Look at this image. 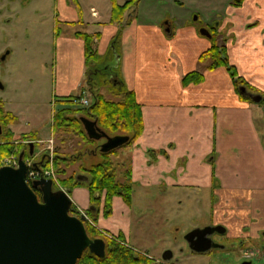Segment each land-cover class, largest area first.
I'll return each instance as SVG.
<instances>
[{
  "label": "crops",
  "instance_id": "0c3cea01",
  "mask_svg": "<svg viewBox=\"0 0 264 264\" xmlns=\"http://www.w3.org/2000/svg\"><path fill=\"white\" fill-rule=\"evenodd\" d=\"M126 1L117 0V3L122 5ZM103 6L106 10L99 9L93 2L87 4L86 0L75 3L57 0L62 27L57 22L54 67L60 96L77 95L88 82L85 42L76 33L93 35L95 49L104 55L121 29L123 33L116 44L120 60L118 77L135 92L141 104L144 129L130 145L115 153L131 167L132 202L114 196L111 212L106 214V194L96 207L87 185L71 190L72 201L80 209L93 211L92 220L97 228L118 238L122 236L126 244L155 261L162 260L158 257L157 242L150 239L153 226L158 227V223L152 226L138 220L140 202L137 198L157 205L161 201L155 198L167 196L173 190L187 196L191 191L211 190V224H216L217 220L222 222L220 205L230 203L232 223L228 237L233 241L238 239L243 246L259 242L264 230V185L255 184L251 189L243 186L222 189L214 181L216 168L221 163L252 166L264 161L261 108L253 99L254 95L264 93V0H245L240 6L230 0L225 11L221 7L222 14L215 25L217 43L225 48L229 64L237 68L253 91L243 87L239 91L225 66L211 68L209 58L201 59L213 41L194 27L177 26L174 24L176 17L164 24L159 18H149L150 15L134 21L136 11L133 16L126 13L120 23L112 22V1L107 0ZM73 25L78 28L67 29ZM193 71L203 74L202 81L185 84L184 77ZM13 95L12 109L17 110L14 103L19 98ZM94 155L89 153L85 157L89 159ZM208 164L215 165L211 166L212 170L203 171ZM206 177L208 181L204 182ZM257 178L264 180L263 169ZM152 186L165 188L153 191ZM249 202L247 210L245 204ZM256 212L260 217L254 222ZM199 254L188 255V263L170 260L169 264L219 262L214 254Z\"/></svg>",
  "mask_w": 264,
  "mask_h": 264
},
{
  "label": "rangeland",
  "instance_id": "374dc122",
  "mask_svg": "<svg viewBox=\"0 0 264 264\" xmlns=\"http://www.w3.org/2000/svg\"><path fill=\"white\" fill-rule=\"evenodd\" d=\"M107 0H86L87 4L94 3L99 9H104V4ZM123 2L124 0H119ZM230 0H141L138 10L136 9V16L133 18L136 20H143L144 18L158 19L161 23H167L171 17H176L174 24L179 26L180 24L194 27L198 32L202 34L201 29H210L211 26L216 25L217 18L221 17L223 7ZM75 3L77 0H71ZM220 3V4H219ZM86 5V4H85ZM14 6V27L9 32V38L11 42L12 52L6 61V64L0 65V77L6 82H13L14 88L20 87L22 93L19 94L22 102L17 103L16 107H19V119L16 123L18 132L37 131L38 134L46 139L52 138L50 135L53 133V115L56 111L62 107H77V105L62 102L65 97L60 96V91L57 84L55 56H56V25L57 22L60 27L62 23L58 17L57 12V0H14L12 7ZM87 6V5H86ZM64 25V24H63ZM66 27V25H65ZM78 28V26H76ZM76 27L68 26L67 29L75 30ZM80 27V26H79ZM11 30V29H10ZM121 31V35L123 30ZM118 31V33H119ZM134 32L131 28V34ZM1 37V33H0ZM132 37V36H130ZM96 43H94V46ZM115 60V61H114ZM112 61L117 64L120 60L115 58ZM103 67L106 66L102 65ZM108 66V65H107ZM118 66V64H117ZM113 73H105L95 76L94 83L97 88L101 86L100 91L108 98L112 100H118L119 97L112 91ZM85 88V90H83ZM82 91L79 94L85 95L89 99V106L92 103V97L89 92L87 84L83 86ZM88 90L87 92H84ZM97 90V89H95ZM2 95L7 93L0 92ZM12 96V95H10ZM7 98V97H6ZM19 98V97H18ZM261 108L260 115V127L261 133L264 137V100L256 102ZM81 105H79L80 107ZM82 115L81 112L77 113V116ZM55 146L51 143L43 144L46 147L47 152L58 149L59 154H79L80 152L88 151L95 147L94 142L83 141L80 136L73 134L56 133L54 132ZM264 140V139H263ZM102 141H98L101 143ZM49 144L52 146L49 149ZM54 146V148H53ZM122 147L118 148L120 150ZM117 150V152H118ZM112 158L115 161L121 162L123 157L112 154ZM103 157L99 154L94 156L85 157L84 159L75 161L68 165L66 176H70L73 173L87 174L81 167H91L94 164L102 162ZM261 164H253L252 166H234V164H219L216 168L215 185H220L222 189L228 187H245L248 189L253 188V185H264V180H259L257 175L260 169L264 171V161ZM215 164H211L213 167ZM65 166V164H63ZM209 164L205 170H212L213 168ZM55 164L52 163L51 168L54 169ZM237 167V168H236ZM254 171V172H253ZM204 173V172H203ZM56 174L55 189L60 186L65 188L68 192L70 190L66 188L61 180L58 172ZM256 178V180L254 179ZM203 181H208L207 177L203 178ZM153 191L159 190V188L165 187H151ZM173 190L172 188H170ZM190 196L182 191H171L167 196L159 197L161 203L157 205L148 204L144 202L146 200H139L140 206L137 210L139 215L138 220L144 224L158 223V227L153 226V235L151 240L154 239L157 242L160 253L158 257L163 258L164 254L171 252L173 254L172 261L176 262H189L188 255L195 254L190 250L187 235L197 228H203L207 226H224L227 230L225 234L216 235V243L222 247L212 248L206 253H197L200 256H208L214 254L218 257V264H242L243 252L245 248L251 247L257 249L260 253L264 251V230L261 231L262 235L259 238V242H253L242 246L240 241L229 238L230 225L232 223L231 215L232 209L229 207L231 204L222 203L219 207V213L221 215V221H216V224H211V190L203 191L199 189L198 192H193ZM219 197V196H218ZM217 197V198H218ZM248 197V196H247ZM154 199V198H152ZM250 202L245 204L247 210L249 209ZM77 208V207H76ZM258 208H260L258 206ZM262 209V207H261ZM261 209L258 212H261ZM218 213V214H219ZM94 215H90L91 224L95 228V222L92 220ZM95 217V216H94ZM259 214L256 212V216H253V221L259 220ZM96 231L101 233L102 229L95 228ZM109 238L108 236H105ZM116 237V236H114ZM111 239V238H110ZM225 247V248H223ZM152 261L154 259L150 258ZM224 259V261H220ZM217 263V262H215ZM251 264H264V257H255Z\"/></svg>",
  "mask_w": 264,
  "mask_h": 264
},
{
  "label": "trees",
  "instance_id": "16d2710c",
  "mask_svg": "<svg viewBox=\"0 0 264 264\" xmlns=\"http://www.w3.org/2000/svg\"><path fill=\"white\" fill-rule=\"evenodd\" d=\"M112 1V22H122L125 19L126 13H130L132 16L136 11L141 0H127L124 4L120 5L117 0ZM245 0H233L236 6L243 4ZM212 34V47L204 52L201 59L209 58L212 61L211 68L218 67L219 65L225 66L232 74L237 88L241 91L242 87L247 90H252L246 81L238 74L237 68L234 65L229 64L228 57L225 52V48L217 43V28L211 27L209 29ZM117 33L113 37V41L108 51L104 55L98 54L94 46V36L86 32H77L76 35L82 38L85 42L86 53V66L88 73L87 85L92 92V103L90 106L77 107H62L56 111L53 115V130L56 133L73 134L80 136L83 141H92L95 147L88 151L80 152L79 154H59L56 148L55 167L59 173L63 185L70 191L78 185H87L91 193V199L93 205L96 206L101 200L103 193L106 194L105 199V212L109 214L112 208V198L114 196H122L128 203L132 202L133 195V182L131 177V167L126 161H115L112 158V154L116 153L118 149L111 152H101V144L98 141L89 138L86 133L82 117L91 118L97 120L98 126L107 132L110 136L115 135H128L130 141L124 145H130L143 131L144 124L142 119L141 104L137 99V96L133 90L126 87L124 82L118 77V62L117 64L112 61L118 59V52L116 51V44L119 43L120 34ZM102 65L106 66L103 67ZM108 65V66H107ZM113 73L112 91L119 97L118 100L108 99L94 83L95 76L102 74ZM203 79V74L198 71H193L184 77V83H199ZM97 89V90H95ZM253 91V90H252ZM264 100V93L261 95ZM73 96L65 97L62 102L73 103ZM81 112L82 115L77 116V113ZM12 146L0 148V156L7 155L12 151ZM89 153H96L103 157L102 162L92 165L91 167H81L82 170L87 172L88 181L78 179L77 173H73L70 176H66L68 165L75 161H79L85 158ZM65 164V166H63ZM39 199L42 201V192L40 188L34 189ZM97 207V206H96ZM72 215L80 216L78 209L75 206L70 210ZM87 215H93L91 209L86 210ZM87 232L93 239L103 238L106 242V254L104 257H98L92 253L89 249L85 250L82 257L78 260L77 264H152L150 258L138 253L130 246L124 244V238L119 237L120 241L107 238L89 224V221L85 222Z\"/></svg>",
  "mask_w": 264,
  "mask_h": 264
},
{
  "label": "water",
  "instance_id": "95a60500",
  "mask_svg": "<svg viewBox=\"0 0 264 264\" xmlns=\"http://www.w3.org/2000/svg\"><path fill=\"white\" fill-rule=\"evenodd\" d=\"M201 32L212 37L207 28ZM253 99L259 102L261 96L255 95ZM81 121L91 139H105L100 148L103 153L130 141L128 135L110 136L98 126L97 120L82 117ZM27 172L23 160L18 168H0V264H77L87 249L104 257L105 240L89 236L85 215L78 217L70 213V196L64 191H55L52 179L41 178L30 185ZM78 179L87 181L88 177L79 175ZM35 188H40L42 201ZM215 230L225 232L224 227L208 226L189 233L187 239L191 249L204 253L216 248L218 245L208 236ZM196 235L200 238L195 239ZM172 257L173 254L167 252L163 259L167 261Z\"/></svg>",
  "mask_w": 264,
  "mask_h": 264
},
{
  "label": "flooded vegetation",
  "instance_id": "af4514ba",
  "mask_svg": "<svg viewBox=\"0 0 264 264\" xmlns=\"http://www.w3.org/2000/svg\"><path fill=\"white\" fill-rule=\"evenodd\" d=\"M14 0H0V65L6 64L7 59L10 56V53L12 52L11 48V42L9 38V32L13 30L14 27V6L12 7V2ZM212 27H216L213 25ZM11 29V30H10ZM7 93L6 97L5 95L0 94V148L3 147H10L12 146V151L9 152L7 155L0 156V163H2L4 160H7L8 158L11 159L10 164L12 167H17L16 163L20 160L27 161L29 159H32L34 157H38L39 159L37 162L39 163V167L41 170L43 167L46 166V162L48 159V155L46 152L41 153L42 151V144L45 143V139L38 134L37 131H33L32 133L29 132H18L16 123L19 119V107H17V110L12 109V98L13 94L15 93L16 96L18 95L19 99H21L19 96L20 93H22V89L20 87H15L13 82H6L0 77V92ZM12 95V96H10ZM22 102V100H19L17 103ZM17 103H14L17 105ZM45 140V141H44ZM103 142V141H102ZM101 142V143H102ZM100 143V144H101ZM56 158V157H55ZM0 165V167H2ZM208 227V226H207ZM213 227H224L222 225L220 226H211ZM200 228V227H199ZM200 228V229H204ZM198 229V228H197ZM225 229V227H224ZM227 233V230L225 229V232H220L215 230L212 234L208 235L215 243H216V235H221ZM264 235V234H263ZM200 235H196L195 239H199ZM217 244V243H216ZM217 248L222 247L220 244H217ZM243 246V245H242ZM190 247V244H189ZM225 248V247H223ZM190 250L193 251L190 247ZM193 253L197 254V252L193 251ZM259 253L255 250L253 251V254L251 257H257ZM155 259L152 264H156Z\"/></svg>",
  "mask_w": 264,
  "mask_h": 264
},
{
  "label": "built area",
  "instance_id": "2783aa9c",
  "mask_svg": "<svg viewBox=\"0 0 264 264\" xmlns=\"http://www.w3.org/2000/svg\"><path fill=\"white\" fill-rule=\"evenodd\" d=\"M93 12L95 13V10L93 9ZM78 102L82 103V104H87L89 101L87 98L83 97L81 98L80 100H77ZM53 144V140H50V144ZM52 147V146H50ZM53 152V151H52ZM10 161H12L11 159H7V160H4L2 163H0V165H9L10 164ZM27 163V166H28V173H27V180L28 182L32 183L33 181H35L36 179L40 178L41 176H45V177H51L53 179L56 180V174H55V171L53 168L49 167V168H43L42 170H38V169H35L33 167V161L32 159H29L26 161ZM16 165L18 166V161L16 163ZM252 254L253 253H247L245 254V258L246 259H251L252 257Z\"/></svg>",
  "mask_w": 264,
  "mask_h": 264
}]
</instances>
